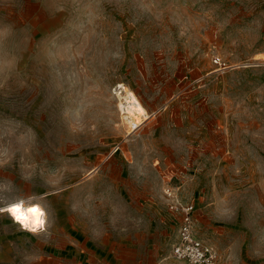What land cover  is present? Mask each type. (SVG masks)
Returning <instances> with one entry per match:
<instances>
[{"label":"rangeland","instance_id":"1","mask_svg":"<svg viewBox=\"0 0 264 264\" xmlns=\"http://www.w3.org/2000/svg\"><path fill=\"white\" fill-rule=\"evenodd\" d=\"M0 31V207L48 214H0V264H189L190 206L218 264H264V0H0Z\"/></svg>","mask_w":264,"mask_h":264},{"label":"built area","instance_id":"2","mask_svg":"<svg viewBox=\"0 0 264 264\" xmlns=\"http://www.w3.org/2000/svg\"><path fill=\"white\" fill-rule=\"evenodd\" d=\"M168 194L171 198L169 190ZM193 209V206L180 209L183 221L173 255L176 259L189 264H218L215 251L194 234Z\"/></svg>","mask_w":264,"mask_h":264},{"label":"clouds","instance_id":"3","mask_svg":"<svg viewBox=\"0 0 264 264\" xmlns=\"http://www.w3.org/2000/svg\"><path fill=\"white\" fill-rule=\"evenodd\" d=\"M5 38L6 34L3 31H0V45L3 44ZM3 67V65H0V72L3 71ZM76 116L77 120H79V111H77ZM4 162L5 161L0 160V164H3ZM21 212H24L26 215L35 213L36 219L34 223L22 221L20 216ZM3 213H7L14 223L19 224L22 231L30 232L33 235L47 231L48 214L46 209H44L41 205L29 204L23 200H17L12 204H5L4 206L0 207V214Z\"/></svg>","mask_w":264,"mask_h":264},{"label":"bare ground","instance_id":"4","mask_svg":"<svg viewBox=\"0 0 264 264\" xmlns=\"http://www.w3.org/2000/svg\"><path fill=\"white\" fill-rule=\"evenodd\" d=\"M120 109L124 115H127L128 117L130 116L132 118H136L135 120L136 121L138 120L136 124H139V125L142 124V118L148 119L149 117L144 106L141 104L138 98L134 94H132V92L131 93L128 92L124 103L120 105ZM20 216H21L22 221H26L28 223H34L36 219L35 213L26 215L24 212H21Z\"/></svg>","mask_w":264,"mask_h":264}]
</instances>
